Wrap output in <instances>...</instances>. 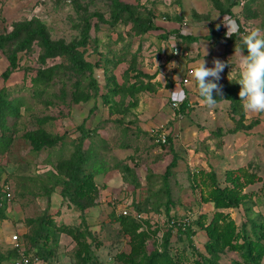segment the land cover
Listing matches in <instances>:
<instances>
[{
	"label": "rangeland",
	"instance_id": "374dc122",
	"mask_svg": "<svg viewBox=\"0 0 264 264\" xmlns=\"http://www.w3.org/2000/svg\"><path fill=\"white\" fill-rule=\"evenodd\" d=\"M121 1L133 8L134 17L127 13L112 15L110 0H0V90L1 95L13 98L11 104L20 111L15 110L9 115L7 128L0 130V197L7 201L8 214L19 212L24 217L37 216L47 209L58 224H81V229L88 233L87 242L91 244L92 256L88 264H125L129 259L123 260L117 254L132 249L130 235L121 229L111 210L114 206L119 213L123 212L124 208L130 207L126 203L130 199L144 198L149 193L146 188L149 176L154 183L153 189L165 192L161 184L167 178L174 203L169 214L164 207L158 212L151 209L141 221L139 230L145 232V237L139 264L156 255L157 250H163L165 244L172 261L161 260L154 264H202V257L210 255L205 247L209 238L206 225L217 210L229 212L238 226L248 219L245 204L216 209L210 196L217 184H232L226 177L229 170H238L242 178L240 168L255 171L260 176L244 185L243 192L251 194V216L260 214L264 219V112L245 111L240 99L236 102L223 93L225 83L238 77L239 49L243 46L245 33L231 40L216 39L212 34L217 30L223 34L222 22L228 16L236 19L243 29L255 26L264 30V0H254L249 6L248 0ZM246 5L255 13L251 18L247 17L251 14L244 12ZM151 20L167 26V30L145 29ZM184 21L187 24L183 26ZM37 23L45 24L52 41L67 44L80 39L90 27L86 58L95 62L99 55L108 57L106 70L103 65L94 70V76L102 86L100 92L107 89L106 83L117 86L116 83H123L127 78L135 82L136 74L148 84L147 89L138 93L133 105H127L133 100L130 95L125 98L127 110L123 107L124 113L112 112L110 102L113 101H103L101 96L73 99L75 91L86 88L88 78L74 67H61L55 71V81L49 89L43 95H37L32 78L41 65L37 47L41 45L38 39H33L31 45L37 43V49L31 45L20 47L29 27ZM173 23L179 32L170 37ZM182 32L197 39H183L179 35ZM177 42L189 53L186 63H181L183 65L173 64V46ZM209 42L213 44L211 47ZM13 53L17 55L16 64L5 77L4 71ZM119 56L123 59L119 60ZM216 58L229 63L223 69L226 73L221 72L217 81L220 95L213 90L216 103H205L196 84L187 88V95L179 101V110L185 99L189 101L185 113L180 110L183 114L173 118L169 89L173 76L176 77L177 72H188L194 78L193 67L188 66L190 63L195 66L204 59L206 66L211 67ZM55 60L58 63L63 60L66 65L70 62L59 55ZM42 88L43 84H40L38 91ZM120 97V93L114 95L115 100ZM19 98H22L20 107ZM38 117L49 118L43 127L49 132L63 134L66 145L59 143L35 150L31 142L34 133L30 131L38 127ZM117 118L122 121H116ZM84 120L88 128L98 129L99 137L95 136V140L99 138L101 144L93 147L108 154L106 161L111 166L121 159L120 156H125L133 165L135 180L140 185L136 187L133 181L125 188L121 185L117 194H123V200L127 199L125 202H120L118 197H108L106 192L110 189H103L99 193V204L81 215L63 200L59 186L50 195L45 190L51 184L47 174L53 172L56 175L58 158L73 151L71 140L80 135L78 125ZM122 142L129 145H122ZM89 145L90 141L85 140L84 149ZM173 159L176 162L170 166ZM104 193L108 200L104 199ZM171 218L177 222H172ZM185 218L193 231L190 236L182 229ZM10 220H5L0 230L7 229ZM200 220L204 221L198 222ZM8 232L10 236L17 231L8 228ZM60 243L58 252L64 253V264H70L73 255L79 254V244L66 232L60 233ZM2 246L6 247V241L0 237V250ZM218 253L214 264L242 260L234 248L226 246Z\"/></svg>",
	"mask_w": 264,
	"mask_h": 264
},
{
	"label": "trees",
	"instance_id": "16d2710c",
	"mask_svg": "<svg viewBox=\"0 0 264 264\" xmlns=\"http://www.w3.org/2000/svg\"><path fill=\"white\" fill-rule=\"evenodd\" d=\"M110 1L113 5L112 15L127 13L129 16L134 17L133 8H131L129 4L123 3L121 0ZM253 1L254 0H248V6ZM245 11L251 14L247 17L251 18L255 15V13L251 12V8L247 7V5L244 7V12ZM226 12L231 13L230 10H227ZM231 15L234 14L232 13ZM134 19L136 21L137 18ZM89 28L90 27L86 28V33L82 35L80 39L67 44L65 42L52 41L48 35L45 24L37 23L35 26L29 27L26 36L21 40L22 42L20 43V47L31 45L33 39H38L41 45L37 46L41 65L37 68L34 78H32V86H34V90H36L35 93L38 92L37 95H43L49 89V86L55 81L54 74L58 68L74 67L75 70L81 71L83 77L88 78V80L85 89L80 88V92H76L74 90L75 95L73 94V99H87L90 95H94L95 97L101 96L103 101H113L110 102L112 104V112H122L123 107L127 110V107L124 106L125 98L130 95L133 100L127 105H130L131 103L133 105V102L136 103L137 101L138 93L144 88L147 89L148 84L139 78L140 75L136 74L137 76L135 75V77H137V80L135 82L130 81L127 78L128 80L126 79L123 83H116L117 86H107L106 83L107 89L100 92L102 86L96 79V76H94V70L100 65H103L106 70V65L108 63L106 61L108 60V57L106 56L104 58L99 55V58H97L95 62L86 58L85 52L87 51V34ZM144 28L147 30L149 28L160 29L161 26L157 22H154V20H151ZM175 32L178 33L179 31L176 30ZM243 32L244 29L241 25L240 32L232 36L225 35V31L221 34L218 30L212 32V34L216 35V39L225 37L231 40L234 37L243 34ZM12 34L13 36H17V33ZM179 35L183 39H197L196 36L190 34L180 33ZM35 45H37V43H34L31 46L36 48ZM244 50L246 51V49ZM58 55L62 58L69 59L70 62H68V65H66L63 60H61L62 63H58L57 60L54 62L53 60ZM118 59L121 60L123 57L119 56ZM16 60L17 55L16 53H13L9 59L10 64L4 71L5 77L10 75L13 66L16 64ZM114 78L115 76H113V79ZM40 84H43V88L39 92L38 87ZM225 85L226 88L223 92L226 94L225 97L232 98V100L238 102L240 99L238 95L240 88L239 83L236 80H232L225 83ZM1 93H3L2 90H0V130H4L7 128V117L14 114L15 110L19 113L20 111H18V108L15 109L11 104L13 98H7L6 94L1 95ZM119 93L121 95L120 99L115 100L114 95ZM216 94L219 93L217 92ZM218 98L220 97L218 96ZM21 99L22 98L18 99L19 107L21 106ZM188 107L189 101L185 99L184 102H182L180 110L184 112ZM48 119L49 118L47 117H38L36 119L38 127L30 131L34 133V135L30 137L35 150L39 151L45 147H52L59 143H65L66 145L67 143L63 134L49 132L43 127L44 122ZM116 121L121 122L122 118H117ZM78 129L81 131L80 135L76 138H72L71 140L74 148L73 151L70 152L68 156L58 158L55 164L57 172L56 175L53 174V172H49L47 174L51 184L47 185L45 192H48L50 195V193L53 192V190H56L59 186L60 195L63 197V200L68 201L69 205H71L74 209L79 210L81 215H84L88 208L98 203L100 187L95 179L96 174L106 171L111 167V165L106 161V156H108V154L104 155V153L102 154V152H99L93 147L101 144V142H99V138L98 140H95V136L99 137L98 129L96 127L88 128L85 125V120L78 125ZM87 139L90 141V145L88 146V149H84V143ZM1 141H3V139H1ZM124 143L125 142H122L121 144L129 145ZM121 159L116 160V162L112 164L113 167L118 168L122 172L125 181L128 183H132L133 181L137 187L140 183L135 180L136 176L134 174L133 165L127 162L128 160L125 158ZM174 159L170 162V166L175 164L176 161H174ZM169 169L170 167L167 168V171H169ZM240 169L242 171L243 178L239 174L240 172L238 170H229L226 177L232 182V184L225 186H219L217 184L210 192V196L214 201L216 209L228 208L232 206L238 207L241 204H245L247 212L249 213L248 219L238 226L229 212H225L222 209L217 210L210 222L206 225V231L209 238L206 241L205 247L210 252V255L202 257V264H214L218 258L219 249H223L226 246L228 248H234L242 256V260H237L232 264H262V261L264 260V219L260 214H256L257 216H251L253 213L252 197L251 194L246 191L243 192L244 185L255 181V179L260 176H258L255 171L249 172L246 168ZM149 175L152 174L150 173ZM167 176L168 175L166 174L165 177ZM150 178L151 177L149 176L148 187H146L149 193L147 192L148 194H146L142 199H132L129 207L130 211L128 213L120 212L119 214H116L114 210L111 212L113 216L115 215L114 218L121 225V229L130 235L132 249L129 252L127 251L125 253L117 254L120 255V258L123 260L129 259L125 264H139V256L143 252L142 246L145 237V232L143 230H139V227L142 225L141 221H143V218L146 217V214L151 209L154 212H158L161 207H164L166 213L169 214L171 206L174 203L167 178H164L161 184L166 194H164L165 192L161 190H154V183L150 180ZM164 195L165 197H163ZM152 199H156L157 201L153 202ZM7 210V201L5 198L0 197V220L8 217ZM170 220H172V222H177L174 218H171ZM203 221L204 220H200L198 222ZM182 222L183 226H181L184 227L182 229H184L187 235L190 236L193 231L190 225L187 226L189 224L188 218H185ZM26 223L29 226V230L24 234L22 239L26 246L27 253L34 252L55 264L56 260L63 258L64 256V253L58 252V249L61 244L60 233L66 232L79 244L77 247V249H79V254L75 253L73 255L70 264H88V260L91 258L90 256H92L90 250L91 244L87 242L88 233L81 229V224L78 226L65 223L58 224L56 219L51 216L47 209L42 211L37 216L27 217ZM166 247L167 246L165 244L163 250H157L158 252L156 255L151 258L148 257V260L145 259L146 261L142 264L159 263L161 260L165 262L169 260L172 261ZM18 255V250L13 247L1 250L0 264H12Z\"/></svg>",
	"mask_w": 264,
	"mask_h": 264
},
{
	"label": "clouds",
	"instance_id": "9594fccd",
	"mask_svg": "<svg viewBox=\"0 0 264 264\" xmlns=\"http://www.w3.org/2000/svg\"><path fill=\"white\" fill-rule=\"evenodd\" d=\"M223 23L226 25L225 35L227 36L238 34L241 30V24L236 19L230 18L227 21L223 19ZM219 26L217 24V27ZM244 33L243 46L239 49L238 77L234 78L240 85L238 95L245 111L264 112V30L255 26L245 27ZM227 61L216 58L213 60V66L209 67L202 59L193 68L192 75L197 82L199 93L204 102L209 105L216 103L213 90L220 91L217 81L225 65L229 64ZM172 91V99L176 101L175 89ZM184 95L183 92L180 93L181 97Z\"/></svg>",
	"mask_w": 264,
	"mask_h": 264
},
{
	"label": "crops",
	"instance_id": "0c3cea01",
	"mask_svg": "<svg viewBox=\"0 0 264 264\" xmlns=\"http://www.w3.org/2000/svg\"><path fill=\"white\" fill-rule=\"evenodd\" d=\"M172 25H173V28L172 29H174V30H172V32L170 33V37L171 36H174V34H176L175 31L177 29V25L176 24L173 23ZM160 26H161L160 29H163L165 31L168 28L167 26H165L163 24H160ZM212 45L213 44L209 42V47H211ZM187 59H188V57H187ZM173 60L175 61V62L173 61V64L183 65V64H181L182 63V60L178 56H175L174 54H173ZM191 65L192 64L190 63L188 66L194 68V65L193 66H191ZM182 68H183V66H182ZM193 68L191 69L192 72H193ZM184 70H185V67H184ZM222 72H223V74L226 73L225 71H222ZM179 73L180 72H177L176 73V77L173 76V79H172L173 83H171L172 86L170 85V88H169L170 89V96L171 97L173 96V91L172 90H174V89H175V92H176L177 97L180 96V93L181 92H183L185 94L184 95V97H185L187 95V92H188V91H186V89L189 88V87L190 88L195 87L196 84H197L195 78H191L190 82L188 84H186V85L182 84L181 77L179 76ZM191 83L192 84L194 83L195 85L194 86H191L190 85ZM172 115H173V111H172ZM120 158H125V156H120ZM95 179H96V181H97V183H98V185L100 187V191H99L100 194H101V191L103 189H106V190H109L110 189V192H106L108 194V197H113V196L115 198L118 197L121 200L120 202H125V200H127V199H124L123 200V198L125 197V196H123V194L122 195L121 194L118 195L119 194V189L121 188V185L123 184L124 185L123 187L125 188L126 184L128 183L127 181H125V179H124V177L122 175V172L118 168H114L113 166H111L106 171L97 173L96 176H95ZM113 191H114V193H112ZM117 192H118V194H117ZM103 196H104V199H107L108 200V197H107V195L105 193L103 194ZM99 200H100V196L98 198V203L96 205L99 204ZM109 200H111V199H109ZM131 201H132V199H130L128 202H131ZM96 205H94V206H96ZM94 206L90 207V209H92ZM113 210L116 212V214H119L117 208H114V206H113V209L111 210V212ZM11 215H13V214L10 213V214H8V218L3 219V220H0V225H3L5 220H10V218L12 219V220H10L11 225L10 226L8 225L7 226V229H5L3 231L0 230V237L4 238L5 241H6V247L4 248L2 246L1 247L2 250H5L7 248L12 247V242H11L10 236L8 234L9 233L8 232V228L11 229V230H13V231H17V233L20 235L21 238L29 230V226L26 223V218L27 217H31V216L24 217L19 212H17V214H15L13 216H11ZM108 215H110V214H108ZM114 217H115V215H114ZM116 222L119 223L118 221H116Z\"/></svg>",
	"mask_w": 264,
	"mask_h": 264
},
{
	"label": "built area",
	"instance_id": "2783aa9c",
	"mask_svg": "<svg viewBox=\"0 0 264 264\" xmlns=\"http://www.w3.org/2000/svg\"><path fill=\"white\" fill-rule=\"evenodd\" d=\"M232 18L231 16L227 17L225 19V21H227L228 19ZM223 23V22H222ZM183 26L187 24L186 21H184ZM181 26V27H183ZM222 31L226 32V25L223 23L222 24ZM183 34H188V33H184ZM173 54L175 56H178L181 60L182 63H186L187 57H188V51H184V49H182L179 45L178 42L173 46ZM179 76L181 77V82L182 84L186 85L190 82L191 77L190 74L188 72H184V73H179ZM184 97V96H183ZM181 96L177 97V100L174 101L172 100L170 102V107L173 110V118L181 116L183 113L179 110V101L181 98H183ZM163 140H166V136H163ZM128 204H130L131 202H127ZM130 211L129 208H124L123 212L124 213H128ZM10 239L12 242V247L18 250L19 255L15 258V260L12 262V264H54L51 261L43 258L42 256L34 253V252H26V248H25V244L23 239L20 237V235L17 232H14L10 235ZM55 264H64V259L60 258L58 260L55 261Z\"/></svg>",
	"mask_w": 264,
	"mask_h": 264
}]
</instances>
